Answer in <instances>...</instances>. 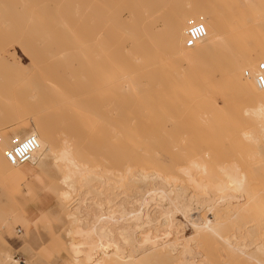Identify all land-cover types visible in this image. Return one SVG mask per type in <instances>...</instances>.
<instances>
[{"label": "rangeland", "instance_id": "374dc122", "mask_svg": "<svg viewBox=\"0 0 264 264\" xmlns=\"http://www.w3.org/2000/svg\"><path fill=\"white\" fill-rule=\"evenodd\" d=\"M195 21L206 34L187 47ZM261 62L264 0H0L3 224L15 226L23 206L35 205L27 225L49 227L67 264H264V118L251 114L264 104L254 80ZM28 133L38 149L10 165L9 141ZM64 145L81 174L58 159ZM86 169L109 181L87 180ZM139 170L152 175L146 188L127 178ZM153 184L177 188L194 209L166 216L172 196ZM137 210L136 237L155 248L132 252L115 226L136 223ZM100 213L119 244L72 222Z\"/></svg>", "mask_w": 264, "mask_h": 264}, {"label": "bare ground", "instance_id": "6f19581e", "mask_svg": "<svg viewBox=\"0 0 264 264\" xmlns=\"http://www.w3.org/2000/svg\"><path fill=\"white\" fill-rule=\"evenodd\" d=\"M251 114L253 115V116H255V117H257V118H264V104H258V106H256L254 109H252L251 110ZM258 130H259V132L261 133V136L262 137H264V123H262L261 124V126L258 128ZM57 157H58V159L60 160V161H62V162H66L67 163V166H71L72 167V172H70L69 171V173H72V175L75 173V174H81V173H79V170L81 169L80 167L83 165H80L75 159H74V157H73V155H72V153H71V151H70V149H69V147L68 146H66V145H64L58 152H57ZM57 159V158H56ZM65 164V163H64ZM85 166V165H84ZM68 168V167H67ZM83 168V167H82ZM85 168V167H84ZM71 169V168H70ZM69 169V170H70ZM107 169V168H106ZM106 169H104L105 171L104 172H108V171H106ZM67 170V173H68V169H66ZM87 171V173L84 175V177L87 179V180H92V179H101V180H103V179H108V181H109V178H107V177H109L108 175L106 176V174L104 175V176H98V173H96L95 172V170H89L88 171V169H86ZM83 171H85V170H83ZM78 172V173H77ZM148 172V171H147ZM150 172V171H149ZM149 172H148V174L147 173H145V172H142L141 170H139V172H135L134 171V173H136V174H131V173H133V171L130 173L131 175L128 177L127 176V178H128V180H131L132 182H140L141 184H142V186H143V184H144V186H145V183L147 182L146 180H147V177L150 179V177L149 176H152V175H150L149 174ZM128 173V174H129ZM152 173V172H151ZM153 174V173H152ZM155 174V175H154ZM153 175H154V177L156 176V174H157V172L156 173H154ZM100 175V174H99ZM102 175H103V173H102ZM159 175V174H158ZM69 175L67 174V177H68ZM161 175H159V177H160ZM159 177H157V179L159 178ZM163 177V176H162ZM64 178V177H63ZM151 178H153V177H151ZM165 179H163V180H165V181H167L169 178H171V177H164ZM68 179V178H67ZM149 179H148V181H149ZM154 179H156V178H154ZM161 179V178H160ZM159 179V181H161ZM244 179V178H243ZM66 180V179H65ZM98 180V181H99ZM115 180V179H114ZM119 180V179H118ZM117 180V181H118ZM152 180V179H151ZM171 179H169V181H170ZM104 181V180H103ZM107 181V180H106ZM116 180H115V182H117ZM131 181H129L130 183H131ZM155 181V180H154ZM153 181V182H154ZM158 181V182H159ZM169 181L168 182H165L166 183V185H167V183L169 184ZM105 182V181H104ZM103 182V184H105ZM112 182H114V181H112ZM114 182V183H115ZM128 182V181H127ZM149 182H151V181H149ZM148 182V183H149ZM163 181H161V183H162ZM64 183H66V181L64 182ZM68 183V182H67ZM87 183V182H86ZM107 183V182H106ZM114 183H112V185L114 184ZM164 183V182H163ZM162 183V184H163ZM164 183V184H165ZM101 184H102V181H101ZM110 186H111V183L109 182L108 183ZM122 184V183H121ZM121 184H119L120 186H123V185H121ZM136 184H138V183H136ZM135 184V185H136ZM152 184V183H151ZM160 184V183H159ZM152 185V187L153 186H156V187H158V186H160V188H154L153 187V189H154V191H155V189L156 190H158L159 189V193H160V195L161 196H164V197H166L167 196V198H168V196L169 197H171L172 196V201H173V209H172V207H170V205L168 204L167 205V207L166 208H164L163 207V209H162V211L165 213V215L166 216H169L170 215V217H173L172 215L174 214H171L172 213V211L174 210L175 211V209L176 210H180L181 211V215H184L186 212H188V211H190L191 209L193 210L194 209V206H193V201H191V200H189V198L187 199V197H185V194L184 195H182L181 193H178L177 194V192H178V189L176 188H174V189H169L168 191H166L167 189L166 188H163V187H165L166 185ZM68 185V184H67ZM69 185H71L70 183H69ZM107 185V184H106ZM109 185H107V186H109ZM130 185L131 184H129V187H130ZM148 185V184H147ZM146 185V186H147ZM170 185V184H169ZM238 185H240V183L238 184ZM82 186V185H81ZM114 186V185H113ZM119 186V187H120ZM133 186H134V184H133ZM137 186H140V185H137ZM143 186V187H144ZM146 186H145V188H146ZM163 186V187H162ZM177 186V185H176ZM103 187H105V186H103ZM115 187V186H114ZM118 187V186H117ZM143 187L141 188V186L139 187V188H141V191L143 190ZM148 187H150V186H148ZM147 187V188H148ZM167 187V186H166ZM169 187V186H168ZM184 187V186H183ZM110 188H112V186L110 187ZM106 189V188H105ZM133 189H134V187H133ZM149 189V188H148ZM147 189V190H148ZM205 189V188H204ZM93 190H95V189H93ZM135 190H137V189H135ZM146 190V189H145ZM146 190V191H147ZM112 191V190H111ZM133 191V190H132ZM141 191H138V193L139 192H141ZM177 191V192H176ZM74 192V191H73ZM97 191H95V193H96ZM109 192V191H108ZM107 192V193H108ZM122 192V191H121ZM135 192V191H134ZM133 192V193H134ZM143 192V191H142ZM152 192H153V190H152ZM151 192V193H152ZM182 192V191H181ZM115 193V192H114ZM132 193V192H131ZM147 194L149 193V191H147L146 192ZM154 194L153 195H155V193H157V191L156 192H153ZM97 194H98V192H97ZM121 194V193H120ZM124 194H126V193H124ZM129 194V193H128ZM128 194H126L127 195V198L129 199V197H130V195H129V197H128ZM139 194H141V193H139ZM66 195V194H65ZM96 195V194H95ZM126 195H124V196H126ZM134 195V194H133ZM135 195H137L136 193H135ZM134 195V196H135ZM142 195H143V193H142ZM152 195V196H153ZM157 195V194H156ZM79 196V195H78ZM109 196V195H108ZM107 196V197H108ZM116 196H118V194L116 195ZM123 196V195H122ZM140 196V195H139ZM138 195H137V199H135L136 197H134V199L135 200H133V201H137V204H138V202H140V203H143V204H145V202H148L147 200H146V198L145 197H142V198H140ZM144 196V195H143ZM148 196V195H147ZM149 196H150V194H149ZM159 195H157V196H155V197H158ZM160 196V198H162ZM67 197V196H66ZM105 197V196H104ZM114 197V196H113ZM154 197V196H153ZM163 197V198H164ZM195 197V196H194ZM84 198V197H83ZM95 198V197H94ZM94 198H92V199H94ZM99 198V197H98ZM111 198V197H110ZM110 198H108V199H110ZM124 198H126V197H124ZM132 198V197H131ZM130 198V199H131ZM197 198V197H196ZM68 199V198H67ZM100 199V198H99ZM107 199V201L109 202V200ZM122 199H123V197H122ZM127 199V200H128ZM133 199V198H132ZM150 199H151V196H150ZM149 199V200H150ZM152 199H154V198H152ZM155 199H157V198H155ZM192 199V198H191ZM195 199V198H194ZM118 200V199H117ZM117 200H115L116 202H117ZM124 200V199H123ZM159 200V199H158ZM164 200H166V198L164 199ZM92 201V200H91ZM103 200H101L100 202H102ZM106 201V200H105ZM110 201H112V200H110ZM114 201V202H115ZM131 201V200H130ZM171 201V200H170ZM195 201H197V199H195ZM92 202H94V204H95V201H92ZM124 202V201H123ZM122 202V203H123ZM151 202V201H150ZM185 203V204H183V203ZM96 203H97V201H96ZM104 203V202H103ZM127 203V202H126ZM133 203H136V202H133ZM139 203V204H140ZM149 203V202H148ZM195 203V202H194ZM197 203V202H196ZM195 203V204H196ZM94 204H92V205H94ZM100 204H102V203H100ZM117 204H121V203H118L117 202ZM116 204V205H117ZM142 204V205H143ZM170 204H172L171 202H170ZM194 204V205H195ZM198 204V203H197ZM91 205V204H90ZM97 205H98V203H97ZM105 205V204H104ZM107 205H109V203L107 204ZM115 205V204H114ZM130 205H132V204H130ZM135 205V204H134ZM146 205V204H145ZM98 206H100V205H98ZM113 206V205H112ZM111 206V207H112ZM118 206V205H117ZM116 206V208H117V210H119V208L118 207H120V206H122V204L120 205V206H118L117 207ZM139 206H141V204L139 205ZM138 206V207H139ZM147 206V205H146ZM145 206V207H146ZM168 206H169V208H168ZM96 207V206H95ZM100 207H102V206H100ZM132 207V206H131ZM138 207H137V209H138ZM142 207V206H141ZM157 207V206H156ZM161 208H162V206H160ZM159 207V208H160ZM186 207V208H185ZM69 208V207H68ZM97 208H99V207H97ZM103 208H104V206H103ZM107 208V207H106ZM112 208H114V207H112ZM116 208H114V209H116ZM124 208V207H123ZM158 208V209H159ZM75 209V208H74ZM87 209V208H86ZM100 209H102V208H100ZM99 209V210H100ZM109 209V208H108ZM120 209H122L121 207H120ZM132 209V208H131ZM140 209V208H139ZM142 209V208H141ZM140 209V210H141ZM77 210V209H76ZM75 210V211H76ZM110 210H112V209H110ZM125 210V209H124ZM123 209H122V212H125ZM130 210V209H129ZM136 210V209H135ZM140 210H137L136 212H135V214H134V212H133V214H134V217L132 218V219H134L135 220V222L136 223H133L134 221H131L130 219H128V220H130L132 223H125V224H121V225H117V226H115V228H116V230H115V232H117L118 233V236H119V238L122 240V241H125V244H126V242L127 243H129L131 246L129 247L130 249H131V251L132 252H140V251H143V249H149V248H155V247H150V246H146V242L145 241H143V242H145V243H143V242H141L140 243V240L141 239H138V238H140V237H136V234H135V228L136 227H138V221H139V219L141 218V213L143 212V211H141L140 212ZM161 210V209H160ZM104 211V210H103ZM109 211V210H108ZM107 210H106V213H107V215L105 214V213H103V214H105L107 217H108V214H110V211L108 212ZM139 211V212H138ZM179 211V212H180ZM97 212V211H96ZM100 212H102L101 210H100ZM113 212V211H112ZM132 212V210L129 212V213H131ZM79 213V212H78ZM117 213V212H116ZM129 213L128 212H126V213H124V214H127L128 216H129ZM80 214V213H79ZM78 214V215H79ZM103 214H96V215H93L94 217H92L93 219H92V221L90 222V224H85V222L86 221H84V220H82V219H80V218H77V217H75L74 218V220H72V222L75 224V223H77L76 225L77 226H79V223L81 224L82 223V225H84V228H85V226H86V228L88 227V225H91V228L93 229V232L95 231L96 233L95 234H99V239H97V238H95L94 237V239H96V241H98L99 240V243H102V244H108L106 241H104V239H107L108 241H109V243H117V244H119L118 243V240H117V238H116V236L115 237H113V233H112V231H111V228H109V226H108V224H106V222H103V219L106 217H104V215ZM113 214V213H112ZM118 214H120V213H118ZM123 214V215H124ZM132 214V213H131ZM144 214V213H143ZM146 215H145V220H146V222H150L153 218H152V216L149 214V213H145ZM177 214H178V212H177ZM187 214V213H186ZM87 215V214H86ZM113 215H115V212H114V214ZM122 215V214H121ZM163 215V214H162ZM175 215V214H174ZM116 216V215H115ZM126 216V215H125ZM124 216V217H125ZM144 216V215H143ZM79 217V216H78ZM111 217H113V216H111ZM130 218H131V215L129 216ZM184 217V216H183ZM82 218V217H81ZM88 218V217H87ZM110 218V217H109ZM109 218H108V220H109ZM122 218V217H121ZM112 220H120L121 221V219L119 218V219H112ZM123 220V219H122ZM141 220L144 222V220L141 218ZM167 220V219H166ZM119 221V222H120ZM124 221V220H123ZM125 221H127V220H125ZM162 221H164V220H162ZM145 222V223H146ZM165 222V221H164ZM144 223V224H145ZM162 224V223H161ZM165 224V223H164ZM201 225H203V226H205V227H207V226H209V222L207 221V220H203L201 223H200ZM143 226H145V225H143ZM76 227V226H75ZM142 227V226H141ZM137 229V228H136ZM91 230V229H90ZM151 230V229H150ZM86 231V230H85ZM138 231V230H137ZM145 235H147V233H145ZM94 236H96V235H94ZM144 236V235H143ZM97 237V236H96ZM93 238V237H92ZM143 238V237H142ZM145 238V237H144ZM147 238V237H146ZM145 238V239H146ZM152 238H154V237H152ZM145 239H143V240H145ZM257 239V238H256ZM147 240V239H146ZM224 240L226 241V243H229V240L227 239V237L226 238H224ZM154 241V240H153ZM121 242V241H120ZM248 242V241H247ZM247 242H245V241H243V243H241L240 244V247H238V249L239 250H241V251H244L245 250V247H246V243ZM249 242H252V241H249ZM95 243V242H94ZM97 243V242H96ZM151 243V242H150ZM253 243V242H252ZM153 244V243H152ZM246 244V245H245ZM91 245H92V243H91ZM95 245V244H94ZM122 245V244H121ZM174 244H169L168 245V249L170 248V247H172ZM237 245H239V244H237ZM249 245V244H248ZM247 245V246H248ZM254 248H256V249H258V250H262V245H258V242H255L254 243ZM126 246H127V244H126ZM229 246V245H228ZM128 248V247H127ZM174 248V247H173ZM229 248V247H228ZM232 249V248H231ZM253 249V248H252ZM170 250V249H169ZM233 250V249H232ZM106 251V250H105ZM148 251V250H147ZM147 251H145V252H147ZM166 251V250H165Z\"/></svg>", "mask_w": 264, "mask_h": 264}, {"label": "crops", "instance_id": "0c3cea01", "mask_svg": "<svg viewBox=\"0 0 264 264\" xmlns=\"http://www.w3.org/2000/svg\"><path fill=\"white\" fill-rule=\"evenodd\" d=\"M36 214L35 205H24L14 226L9 217L4 225L0 213V264H67L66 255L49 236V227L27 225Z\"/></svg>", "mask_w": 264, "mask_h": 264}, {"label": "built area", "instance_id": "2783aa9c", "mask_svg": "<svg viewBox=\"0 0 264 264\" xmlns=\"http://www.w3.org/2000/svg\"><path fill=\"white\" fill-rule=\"evenodd\" d=\"M206 34L205 25L200 21L191 22L187 25L184 45L187 47L194 46ZM264 68V63L258 65V72L255 75V84L258 88H264V74L260 72ZM246 74V73H245ZM38 138L28 133L19 138H12L8 147L4 150L6 161L12 166H20L31 161L35 151L38 149ZM19 231V229H17Z\"/></svg>", "mask_w": 264, "mask_h": 264}]
</instances>
